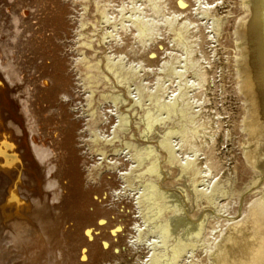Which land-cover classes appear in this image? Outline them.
<instances>
[{
  "label": "rangeland",
  "instance_id": "374dc122",
  "mask_svg": "<svg viewBox=\"0 0 264 264\" xmlns=\"http://www.w3.org/2000/svg\"><path fill=\"white\" fill-rule=\"evenodd\" d=\"M145 1L147 0H26V5L32 8L31 12L38 15L37 20L26 24V28L36 31L35 34L39 37L32 38L34 42L29 41L36 54L34 57L36 59L40 55L43 58L47 57L42 51L44 49L52 53L51 61L55 63L59 73V78L54 80L58 86L57 92L68 91L72 87L74 92H77L78 107L83 108L85 105L87 92L79 81L81 75H84L83 65L80 64L79 71L71 72L70 60L77 59L81 51L86 50L95 60H101L102 64L99 63L102 66L103 64L105 66L107 56L115 54L128 55L130 66H135L141 58L144 60V67L138 75L136 74L137 76L133 74L134 66L129 67L128 64L120 71L121 73L125 70L127 75L123 72V75L122 73L119 75L125 80V84H117L111 77L110 81L106 82L109 85L104 84L105 87L101 84L98 93L96 92V97L101 93H124L126 100L120 107L130 121V129L122 139H116L110 144L106 157L100 156L97 149L89 151L82 120L69 125L66 118L62 117L58 127L51 116L44 120L46 140L51 139L52 131L58 132L55 175L63 189L54 209L47 211L45 215L47 244L42 264H148L153 256L149 242L154 241V238L153 235L147 236L151 231V225L148 229L144 218L158 225L166 222L172 243H197L198 247L194 253L185 256V264H210L214 244L226 230L229 222L238 218L264 192L262 190L264 181L263 186L259 184L254 186L259 174L246 162L243 148L248 141L243 127L246 109L243 95L239 91L236 62L239 50L235 35L236 24L247 16L243 0H187L188 3L184 7L180 5L179 0L160 1L162 4L166 2L168 11L182 13L174 19V21L178 19L173 26L177 31L183 29L181 24L186 17H195V11L200 10V4L211 9L214 16L224 21L221 31L215 34L206 29L207 25L202 27V40L193 48L194 52L189 57L194 63L192 66L188 65L190 68L184 73L181 70V62L185 58L184 46H177L173 42L176 32L167 28H163L161 35L145 45H141L135 39L134 28L122 33L124 43L120 46L114 39L103 40L113 33L116 24L118 25L121 20L127 21L133 12L140 10ZM22 6L24 4L16 3L15 9L19 10ZM100 11L102 13L107 11L108 14L111 12L110 17L113 19L104 23L100 18L102 15ZM196 19L201 20L197 17ZM191 31L192 34L186 37V42L192 49L196 45V36L199 32L194 29ZM106 32L110 33L106 35ZM86 39L91 42L90 48L83 44ZM71 47L77 50L75 56L71 54ZM32 62L34 61H25L28 66H32ZM164 67L170 68V72L181 70L182 90L167 82L169 73L163 70ZM194 68L207 73V82L197 91V98L190 99L192 96L189 97L190 93L187 92L188 85L190 87L189 81L195 79L194 72H199ZM131 70L134 71L132 74ZM38 71V75L41 76L50 73L47 68L42 67H39ZM112 73L115 75L114 71ZM117 73L119 72H116V75ZM157 81L162 83L160 90L156 88ZM135 88L143 91L142 96H145L143 106L133 103L135 94L131 93H134ZM151 93L156 97L150 98ZM193 100L196 103L192 102ZM104 110L107 122L103 123V131L107 137L112 138L113 128L118 125L115 108L107 103ZM164 111L170 117L163 116L165 119L156 122L153 131H148L145 116L150 113L153 118H157L160 115L157 113ZM173 133H180L186 143L183 152L177 144H172L174 153L170 154L169 149L162 144L163 140L170 138ZM126 142H131L141 149L145 148V152L148 146L156 148L155 153L158 155L156 172L146 173V166L150 163V160H146L142 168L138 169L143 176L133 179L132 183L126 182L123 176L129 175L135 166L127 154L128 150H122L125 149ZM191 144H194V148ZM197 147L200 149L203 147L211 154L207 157L200 155ZM189 150L194 152L195 158ZM189 156H192V160ZM187 160L192 161L191 165ZM211 163L218 164L219 168L210 177L204 172ZM185 166L189 169H185ZM149 180L154 181L163 200L159 207H152L151 201H146L147 206L150 205L151 208H147L142 214L137 202V193L141 185L150 184ZM207 182L211 184L210 187ZM213 185L218 186L211 190ZM203 187L208 189L205 192L210 197L202 192ZM48 192L58 193L55 189ZM202 194H206L205 197ZM211 198H214L215 202L212 203ZM139 230H143L142 235L146 233L144 236L147 238L144 236L139 238ZM199 230L203 237L208 236L207 240L196 236ZM202 242L209 247L201 245ZM157 246L159 249L156 248V251L160 255L161 252L158 251L165 248L158 244Z\"/></svg>",
  "mask_w": 264,
  "mask_h": 264
},
{
  "label": "bare ground",
  "instance_id": "6f19581e",
  "mask_svg": "<svg viewBox=\"0 0 264 264\" xmlns=\"http://www.w3.org/2000/svg\"><path fill=\"white\" fill-rule=\"evenodd\" d=\"M160 1L164 0H159L157 1L158 3L155 0L143 2V5L140 6V10H134L136 12H133V14L131 12L132 15L130 14L131 16L127 21L122 22L121 20V23L119 22L118 25L116 24L113 29L114 31L112 30L113 33L108 32L110 33L108 37L106 36L104 38V33L103 40L108 41L114 39L120 46L124 43L122 33L134 28L135 39L141 45H145L161 35L163 28H167L169 31L176 32V36L173 37V42L177 46H184L185 58L181 62V70L184 73V71L190 68L189 66L194 63V61H190L191 59L189 57H191L192 52H194L193 48L195 46L197 47L198 43L202 40V27L207 25L206 29H210L211 32L215 34L221 31L224 21L214 16L211 9L204 8L200 4V10L195 11V17H186L181 24L183 29L179 27L182 30L177 31L173 26L174 22H177L178 19H176L177 21H174V19L181 16L182 13L180 11H168L166 2L162 4ZM179 1L182 7L186 6L188 3L187 0ZM242 2L243 7L246 9L247 16L240 19L238 23L236 22L237 28L235 35L237 36V50H239L236 61L238 66L239 91L243 95L246 109L243 127L246 132V140L248 141L243 148L246 156L245 159L247 160L246 162L255 168L259 174V178L256 180L254 186L257 184L263 186L264 0H243ZM16 3L24 4V6L16 10ZM31 9L29 5H26V0H0V264H42L45 255V246L47 244L45 215H47V211L49 212L54 209L56 202L60 199L63 187L60 185L57 175H55L57 168L55 159L58 152L56 148L59 139L58 132H56V130L52 131V135H50L51 139L46 140L44 120L48 116H51L57 127L60 125L62 117L66 118L69 125L77 122V120H82L84 123V130H82L84 131L85 137H87L85 142H87L86 145L89 151L97 149V152L103 158L106 157L110 144L116 139H122L130 129L129 118L121 111L120 107V104L126 100L124 93H101L96 97V92L100 85H107L108 83L106 82H109L111 77L115 79L114 81L117 84H125V80L123 79V81L122 76L120 77L119 75L123 72L120 73V71L123 70L122 68H126V65L129 64L128 55L122 56L120 54L117 56L113 54L114 56H107L105 66L103 64L104 67L99 63L101 62L102 64L101 60H95L86 50L81 51L77 59L70 60L71 72L79 71L80 64L83 65L82 70L84 71V75H81L79 81L87 92L85 93V105L83 108H80L76 104L77 92L75 91V93L72 87L68 91L61 93L57 92L58 86L54 83V80L59 78V73L55 63L51 61L50 56L52 53L43 48L44 50L42 51L46 53L47 57H40L41 55L37 59L34 57L35 53L29 41L34 40L32 38L36 36V31L31 28H26V24H31L33 20H37L38 15L31 12ZM106 12H101L102 15L100 16L104 23L105 21L107 23L113 19L110 17L111 12H109V14ZM123 13L124 12H122V14ZM36 15L37 17H35ZM196 17L201 20H197ZM37 25L38 24H34V26ZM192 29L199 32V34L196 36V45L191 49L186 42V37L192 34ZM108 33L106 35H108ZM37 38L39 37L36 36V39ZM83 44H85L87 48L91 46V42L88 41V39H86ZM75 52H77V50L71 47V54H73V56H75ZM26 60L34 61L32 62V66H28L25 63ZM198 62L199 61H196V63ZM38 63L40 64L38 65ZM131 66L129 64V67ZM39 67L47 68L50 73L48 75H38ZM143 67L144 60L141 58L133 68L135 72L131 70L130 74L134 72L133 74L137 76ZM165 68L166 67H164L163 70L169 73L167 75V82H171V86L176 85V88L182 90V83L180 82L182 75L181 70L180 72L179 70L170 72V68ZM113 71L115 75H112ZM116 72L119 73L116 75ZM196 72H194L195 77L193 76L195 79H190L189 81L190 87L188 85L189 90L187 92L190 94L185 93L186 95L188 94L189 97L190 95L192 96L190 99H196L197 91L207 82V73L205 71ZM123 73H126L125 70ZM99 74L102 75L99 76ZM160 84L162 83L157 81L156 88L158 87L159 89L161 87ZM141 86L138 87L142 89ZM139 88H135L134 93L131 94H135L133 103L143 106V97L145 98V96H142L144 95L143 91ZM152 90L154 89L152 88ZM153 96L156 97L154 93L153 95L151 93L150 98ZM173 98L174 97H171L172 100H175ZM155 100L159 101V99ZM192 102L196 103L195 100ZM107 103L114 106V113L118 121V125L113 128L114 130L112 129V138L110 136L107 137V134L105 135L103 131V123H105L107 119L104 106ZM157 111L160 112L161 110ZM167 114L168 113L164 111L162 113H157L160 117L153 118V115L149 113L145 116L146 129L148 131H153L155 123L163 121L165 119H163V116H167L168 118L169 115ZM180 133H173L170 138H165L162 142V144H165L169 149L170 154L174 153L172 144H177L181 152L184 151L183 147L186 148V143H184ZM193 140L192 138V141ZM77 145L78 144H76V146ZM193 145L192 147L194 148ZM148 147L147 152H145V148V150L138 148L131 142L125 143V149L122 150H128L127 154L135 165H132L134 167L130 170L129 175L123 176L126 182L132 183L133 179L143 176L142 173H140L141 170L138 169L142 168L146 160H150V163L146 166V173L156 172L158 160V155L155 153L156 148ZM199 149V147L196 148L197 152L201 153L200 155H205L207 157V155L211 154L209 151H205L203 147L200 151H198ZM197 152L195 151L196 154ZM193 153L192 151V156ZM191 157L189 158L190 160H192ZM187 161L184 162L187 163ZM191 162L188 161L190 165ZM186 163H183V165H186ZM194 164L193 162L192 165ZM186 166L188 167V165ZM186 166L185 169H189L186 168ZM218 168V164L211 163L207 165L204 173L211 177ZM135 173H137V175H133ZM207 181L211 180L209 179ZM207 183L208 186L211 185L209 182ZM212 187H214V185ZM212 187L211 190L216 189V187ZM51 189H55L58 193H49L48 191ZM203 189L202 192L207 193L205 192L207 188L205 189L203 187ZM262 190L264 191V187ZM197 191L199 190L197 189ZM202 192L200 191V193ZM209 194L211 195V193ZM137 195L138 206L142 214H144L147 208H151V206L159 207L163 200L161 192L157 189L152 180L148 185H141ZM204 195L206 194H202L203 197H205ZM214 198L210 199L212 203L215 202ZM146 201H151V206H147ZM176 209L178 210L179 208L176 207ZM144 222L146 227L151 225L149 234L147 235L145 233L144 235H153L154 238V241H152L153 243L149 242L153 256L148 264H185V256L193 254L198 247L197 243H172L166 222L158 225L153 224L146 218H144ZM138 233L139 238L144 236L142 235L143 230H139ZM201 234L199 230L196 236H201L202 240L203 238L205 240L208 239V236L203 237ZM157 244L165 248L163 251H158L161 252L160 255H158L156 251V248L159 247ZM203 244L206 245L202 242L201 245ZM215 244V249L212 250L210 256L212 257L210 264H264V192L258 199L252 202L247 210L238 218L229 222L228 227ZM158 249L159 248H157V250Z\"/></svg>",
  "mask_w": 264,
  "mask_h": 264
}]
</instances>
